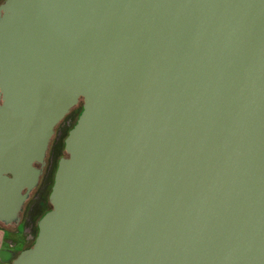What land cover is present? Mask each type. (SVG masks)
Segmentation results:
<instances>
[{
	"label": "water",
	"instance_id": "obj_1",
	"mask_svg": "<svg viewBox=\"0 0 264 264\" xmlns=\"http://www.w3.org/2000/svg\"><path fill=\"white\" fill-rule=\"evenodd\" d=\"M0 99L7 214L82 100L10 264H264V0H2Z\"/></svg>",
	"mask_w": 264,
	"mask_h": 264
},
{
	"label": "flooded vegetation",
	"instance_id": "obj_2",
	"mask_svg": "<svg viewBox=\"0 0 264 264\" xmlns=\"http://www.w3.org/2000/svg\"><path fill=\"white\" fill-rule=\"evenodd\" d=\"M81 105L82 100L80 99L56 123L43 160L33 161V165L39 169L38 178L36 183L27 192L20 209L18 211L11 210L7 214L6 211L0 208V230L4 233L2 238L3 247L0 248L2 250L0 261L4 264H10L11 259L21 249L26 248L34 241L38 230V220L51 207L48 195L56 165L60 157L66 156L64 139L73 126L74 120L77 118L79 110L82 107ZM51 170L52 177L48 179V174ZM44 182H46V185ZM26 189V187H23L21 192L25 193ZM1 258L8 260L2 261Z\"/></svg>",
	"mask_w": 264,
	"mask_h": 264
},
{
	"label": "crops",
	"instance_id": "obj_3",
	"mask_svg": "<svg viewBox=\"0 0 264 264\" xmlns=\"http://www.w3.org/2000/svg\"><path fill=\"white\" fill-rule=\"evenodd\" d=\"M2 0H0V2H1ZM3 236H4V233L0 230V248L1 247H3L2 246V238H3ZM0 264H4V263H2L1 261H0Z\"/></svg>",
	"mask_w": 264,
	"mask_h": 264
},
{
	"label": "trees",
	"instance_id": "obj_4",
	"mask_svg": "<svg viewBox=\"0 0 264 264\" xmlns=\"http://www.w3.org/2000/svg\"><path fill=\"white\" fill-rule=\"evenodd\" d=\"M81 109H82V107L80 108V110H79V113H80ZM79 113H78V115H79ZM78 115H77V117H78ZM76 120H77V118L74 120V123H73V125L75 124ZM65 155H67V153H65ZM49 209H50V208H49ZM44 213H45V212H44ZM44 213H43V214H44ZM32 243H33V242H32ZM32 243H31L29 246H31V245H32ZM29 246H27V247H29Z\"/></svg>",
	"mask_w": 264,
	"mask_h": 264
},
{
	"label": "rangeland",
	"instance_id": "obj_5",
	"mask_svg": "<svg viewBox=\"0 0 264 264\" xmlns=\"http://www.w3.org/2000/svg\"><path fill=\"white\" fill-rule=\"evenodd\" d=\"M52 177V170L49 172V174H48V179H50ZM45 183V185H46V182H44Z\"/></svg>",
	"mask_w": 264,
	"mask_h": 264
}]
</instances>
